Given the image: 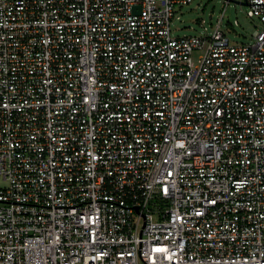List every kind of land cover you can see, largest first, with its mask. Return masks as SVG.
Masks as SVG:
<instances>
[{
    "label": "built area",
    "instance_id": "2783aa9c",
    "mask_svg": "<svg viewBox=\"0 0 264 264\" xmlns=\"http://www.w3.org/2000/svg\"><path fill=\"white\" fill-rule=\"evenodd\" d=\"M190 1L0 0V264H264V0Z\"/></svg>",
    "mask_w": 264,
    "mask_h": 264
},
{
    "label": "rangeland",
    "instance_id": "374dc122",
    "mask_svg": "<svg viewBox=\"0 0 264 264\" xmlns=\"http://www.w3.org/2000/svg\"><path fill=\"white\" fill-rule=\"evenodd\" d=\"M243 2L234 0L225 6V0H191L187 5L176 7L170 26L172 36H199L203 26L210 30L216 25L225 7L220 24L222 32L234 45H249L261 28L256 18L247 16L249 8L240 4ZM6 187L7 184L0 178V188Z\"/></svg>",
    "mask_w": 264,
    "mask_h": 264
},
{
    "label": "water",
    "instance_id": "95a60500",
    "mask_svg": "<svg viewBox=\"0 0 264 264\" xmlns=\"http://www.w3.org/2000/svg\"><path fill=\"white\" fill-rule=\"evenodd\" d=\"M242 5H246L245 3H240ZM256 5H264V4H250V6H256Z\"/></svg>",
    "mask_w": 264,
    "mask_h": 264
}]
</instances>
